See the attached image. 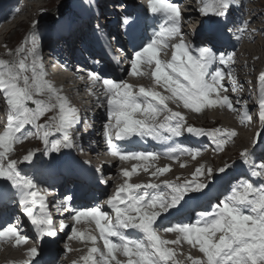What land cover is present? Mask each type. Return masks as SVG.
I'll return each mask as SVG.
<instances>
[{
  "label": "snow or ice",
  "instance_id": "obj_1",
  "mask_svg": "<svg viewBox=\"0 0 264 264\" xmlns=\"http://www.w3.org/2000/svg\"><path fill=\"white\" fill-rule=\"evenodd\" d=\"M231 6L232 0H212L211 3L205 0L201 12L205 16L226 18ZM147 8L153 14H163L164 26L155 34L151 42L130 55V75H146L140 70L141 63L147 65L154 63L155 69L151 75L155 84L170 94L165 96L159 91L144 86H140L136 92L133 90L136 86L126 81H116L97 72H90L89 78L94 82L102 80L104 86V99L110 118L109 123L105 124V136L110 151L121 160L148 161L157 158L155 152H128L117 146L109 131L113 128L116 129L115 139L121 141L138 135L141 138L151 137L166 142L173 137L179 138L186 132L196 136H207L215 144L216 149H221L228 142L227 138L237 134L235 130L219 127L205 130L192 125L185 127L184 116L180 112L172 111L167 101L182 102L184 108L194 110L196 113H200L204 107L219 106L240 114L239 98L234 104L226 94L228 86L222 83L227 75L233 93L241 88L231 71L235 62L234 54L221 52L216 47L215 41L222 33L208 35L199 46L187 42L181 28L184 13L178 2L147 0ZM248 23L249 21H242L243 27L239 30H247ZM173 38H178V42L171 44L172 58L170 61L162 62L158 58V51L161 47L167 49ZM9 51L11 54L12 50ZM15 52L18 54L16 60L0 59V100L8 109L7 125L0 126L2 129L0 130V178L9 181L11 188L15 190L14 193L20 195L24 215L38 233L42 236H55L59 230H64L69 225L61 219L57 229L47 210L46 197L35 190L36 184L33 179L18 170L16 160L8 159L6 164L4 161L8 158L12 146L29 135L41 139L46 151L50 148L54 152H59L61 148L74 147L75 141L71 132L81 122L82 117L76 108L67 106L66 97L58 96L60 101L58 115L49 116L40 123L46 112L57 110V105L49 103L45 106L43 101L34 99V95L45 91L58 95L54 85L43 79L44 66L39 62L42 40H38L36 34H33L30 42L26 38L25 44ZM102 71L101 69L98 72ZM258 81L260 91L264 93V71L259 74ZM222 88L225 94L220 95ZM30 104L38 107L31 108ZM258 108L256 118L261 125L260 132L254 135L252 148H245L241 153L244 158L242 162L250 163V175L255 178L264 177V156L258 157L254 151L260 143H264V98L260 99ZM162 111H167L168 115L164 122L156 124V117ZM137 113H141L144 118H135ZM253 118V114L247 111L245 103L241 123L250 125ZM28 125L34 126L32 131H27ZM56 134H61V138L50 140V137ZM200 151L199 148L192 149L185 146L178 149L170 148L165 154L177 160L184 154L195 159ZM34 155L32 152L27 153L23 156V161H33ZM137 167L133 166L131 170L122 169L126 179L118 186L115 194L105 201L114 213V220L108 212L102 211L99 205L82 210L65 209L73 213L71 219L74 222L81 220L94 222L99 237L103 240V250L92 247L89 255L83 258L86 264H113V261L115 264H125L116 259L117 252L128 257L126 264H179L174 258L173 248L168 245L178 244L181 240L187 241L192 247L198 245L199 251L203 254L204 259H194L192 264H264V183L254 186L248 179L241 178L239 182L231 185L229 194L223 201L213 206L210 212H200L196 223L178 222L162 228L167 233L178 234L175 240H166L158 234L160 230L157 224L158 218L166 219L164 214L169 213L170 209L180 212L183 209L181 202H186V197L195 199L203 195L209 183H199L195 178L182 183L171 181H162V184L130 183L128 178L136 173ZM229 167L225 165L217 171L223 173ZM144 171L148 172V167H144ZM169 171L170 166H164L151 171L150 175L157 177ZM203 172L202 167L197 168L194 176ZM208 175H213L212 169H208ZM179 180L180 178L177 177V181ZM162 185L169 190L167 195L161 191ZM7 194V191L0 187V201ZM66 199L71 202V197ZM19 228V224L7 225L0 231V238L13 237L16 245L19 246L27 240L26 236L20 234ZM125 229H137L142 236L133 238L125 234ZM72 234L80 239L85 235L74 226ZM112 237L118 238V242H114ZM88 239L95 244L97 237L89 235ZM36 251L33 247L29 249V254L35 256ZM24 264L28 262L25 261ZM73 264L77 262L74 261Z\"/></svg>",
  "mask_w": 264,
  "mask_h": 264
},
{
  "label": "bare ground",
  "instance_id": "obj_2",
  "mask_svg": "<svg viewBox=\"0 0 264 264\" xmlns=\"http://www.w3.org/2000/svg\"><path fill=\"white\" fill-rule=\"evenodd\" d=\"M36 1H37V3H36ZM44 1H46V0H41V1L40 0H18V4L20 5V10L18 12H16L15 20H13V18H12L11 23L8 24L6 27H3L4 30L0 32V59L9 60L11 58L9 51L3 49V47L5 48V45L8 42V40H6V38L4 40V37H6V35L8 33H10V30L12 28H14L15 25L17 27H22L24 25L23 21H25L26 19H28V20L26 21L25 25H27L29 22H31V20H33L32 16H36V18H37L38 16L36 15V12H40V9L45 8V5L43 4ZM89 1H92V0H89ZM179 1L184 3V8H186V9H184V11L186 12V14L184 13V11H183V13L186 15V17L188 19V21H187L188 25H186L184 23V21H182V25H181L182 31L185 34V40L187 42H189V40H190V43H192L193 45L199 46L201 44L202 40H204V37L201 36V32H202L201 27L205 23V18H208L211 15H207V16L203 15L201 12L202 8L199 6H196V5H199V2L201 3V2H205V1L204 0H169V2H179ZM242 1L244 2V4L242 7V11L239 13V15H240V21L239 22H237L235 20L236 12H235L234 8H230L229 12H228L230 19H231L228 28L229 29H231L232 27L236 28V32L232 33V37L230 39L229 44L216 45V47L219 48V50L221 52L234 54V56H235V62L232 65L231 71L233 72V75L236 77L241 88H239L235 93H233L232 91H231L232 93L227 91L226 94L228 96L229 95L232 96V97H230V96L229 97L232 99L234 104L236 103L237 99L239 98L240 106H241V107L239 106L240 107V114H238L237 112L234 111L236 114V115H234L231 113V112H233L232 110H229L226 107L221 108L219 106H216L214 108L204 107L201 109L200 113H196L194 110L184 108L182 102L167 101L168 107L172 111L180 112L184 116L185 122L188 121L189 123L194 122V124L198 123V124L204 125L207 122L210 123V122H215V121L216 122L223 121L224 124H227L231 128L235 129V132L237 133L235 135L236 136L235 139L237 142L236 148H232V147H230V145L227 146V143H226L222 146L221 149H216L215 145L213 143H211L210 141H207V139H206L205 143L203 144L204 150L201 151L200 154L195 157V159H193L190 155H185L182 158H180V156H179V159L177 160V159H172L169 155H166L165 153H167L170 148H177V149L180 148V137L179 138L173 137L169 141L161 142V141L154 140L151 137L141 138L138 135H133L132 137L121 141V140L115 139L116 129H114V128L110 129L109 131L113 135V142L117 146L122 147L125 150L130 149V148L136 149V145H137V143H139L137 141V139H140L143 141L147 140L151 143V145L148 146V148L146 149L147 150L146 152L157 153V158L154 160L150 159L148 161H138V160L133 159L132 162H130V166L127 162H124V160L120 159V161H117L114 166H117L119 169H117V174H113L114 177L111 180L112 184H110L109 186H108V183L105 184V186L106 187L108 186L109 188L113 187L115 184V186H114L115 190L109 189V194L106 196V194H105L106 189H103L100 187L96 188L95 185H91L89 190L95 195V197L91 200V202L89 204H84L83 198L78 199L81 192L84 190L85 183H86V181L81 178L80 172H78L76 169H74L73 170L74 176L72 178L66 180V179H64V174L61 172L60 167L52 168L51 171H53L55 169H57L59 171V175H58L59 179L57 180V182L54 186L60 187V193L61 194L68 191L67 197H71L70 204L72 205V207H76L77 209L82 210L85 208H90V207L99 205V206H101L102 211L108 212L109 215L112 216L113 220H114V213L111 211L110 207L105 204V201L110 196H113L115 194V191L118 188V186L120 184H122L124 182V180L126 179L122 174V169L127 168V169L131 170L133 166H138L136 173H134L130 178H128L130 183H141V184H143V183L152 182V183L162 184V181H171L173 183H177V182L182 183L185 180L191 181L194 178L199 183H206L207 178H209V181L212 178L211 175H208V169H212V171H214L217 163H221V165L224 164V162H222L224 157H226L224 160H226L227 158L230 157L229 158V161H230L231 159H234L233 157L236 156L239 152H241V150L243 151V149H245L249 146H252V139H250L251 138L250 127H253V125H252V123H250V125L248 123H241V117L243 115L245 103L247 105V111L249 113H251V108H253L252 110H256V111L259 110L258 104H259L260 99L264 98V93H261V91L259 89L260 86L253 90L255 93H252L253 91H252V88H250V83L245 82L243 76L244 75H254L256 78H258V76H259V71H258L259 69L258 68L261 69V67L264 66L263 62L258 61V58H256L255 51L251 48V46L255 45L257 39L256 40H254V39L257 37L258 34L260 35V38H263L264 27L262 29H258V28L252 29L251 27H249L247 25V30H239V29H241L243 27L242 21H245V20L249 21L248 19H250V18H251V20L254 19V21H255V19L259 18V17L252 16V14L257 15V13H259L260 15H258V16L264 17L262 15L264 7L260 6L258 4L255 5L253 3L250 4L251 6L249 4L246 5L245 0H242ZM38 2H41V4L38 5ZM211 2H212V0L208 1V3H211ZM261 4L264 5L263 3H261ZM14 5L15 4L4 2V5L2 7H0V13H3L4 11H6L10 8H13ZM82 5L84 6V3H82ZM139 5H140V3H139ZM117 6H119L120 8L117 10L112 9V11L114 13L112 15V19L115 20L116 25H117V21L119 19V14L120 13L124 14L123 21L121 24L123 25V29L127 35L129 45L133 49H132V52H129L128 57H125L120 61L118 66L111 67L109 69V73L105 74V76H107V78H111V79L116 80V81H126L129 84L135 85L136 87L133 90L136 92H138V89L140 86H144L146 88H151L153 90L159 91V92H161V94H163L165 96L169 95L170 93L166 92L164 90V88L157 86L155 84L154 78L151 75L152 71H154V69H155L154 63L152 65H147L143 62L141 63L140 70L142 72L146 73V75H143V76L130 75L131 70L129 67L130 59H131L130 55L133 52H135V51L141 49L142 47L146 46L149 42H151V40H153L155 38V34L159 33L161 31L162 27L164 26L163 14L162 13L157 14L156 18L153 21H150L149 17L151 16V14H148L146 11H139L137 9L138 4H137L136 0H132V1L131 0H123L122 2H118V3L116 2V7ZM250 7H252V8H250ZM253 8H255L256 10ZM119 10H120V12H119ZM33 12H35V13H33ZM196 15L200 16L201 19H198V17ZM245 15H248V17H247L248 19H246ZM198 20H200L202 22V24L197 27L196 21H198ZM35 22H36L35 24L39 23L38 20H36ZM61 26H62V24H58L56 29H51L50 31H44V32L36 34L37 39L42 40V54L39 57L40 63L44 64L46 62V53L44 51V47L47 49L48 46L56 44L58 42L57 39L59 40L60 38H62L60 35V32H59V28H61ZM257 26L259 27L260 25H257ZM28 29H30V27H28ZM117 31L120 32V29L117 28ZM196 32H199V34ZM53 34L56 35L57 39H54ZM15 37L16 36H14V35L10 36L9 41L14 40ZM45 40H48V43L44 42ZM192 40H194V41H192ZM176 42H178V38H173L170 41L169 47L167 49H164L163 47H161V49L158 51V58L161 59L162 62H166V61L171 60L172 55H173V49L171 47V44L176 43ZM259 43H261V42H259ZM259 43L257 44L258 46H260ZM125 48L128 49L127 45H125ZM250 48L252 49V51L250 50ZM242 54L244 55V58H241ZM252 59H255V60L251 64L250 61ZM124 61H126V62H124ZM214 68H215V66L212 69L213 71H214ZM123 70H125L126 73L124 72V74H123ZM225 71H227V69H225ZM47 77L44 76L43 79L54 85V82ZM251 79H253V78H251ZM66 81L69 82L67 79H66ZM222 83L224 85L228 86V89L230 88V90H231V87H230L231 81L227 77V75H225ZM245 83H246V85H245ZM252 83L254 84L253 86H255L258 83V81L255 80ZM96 84H97L98 90L101 92L100 93L101 99H99L98 101L102 105L103 111H104V113H103L104 115L100 120L99 132H100V134L104 135L105 147L107 148L108 143H107V138L105 136V124L109 123L110 118H109L108 113H107L106 99H104V92H103L104 86H103L102 80L99 82H96ZM54 87L56 88L55 85H54ZM76 89H77V91L80 92L78 87ZM222 91L224 92L223 88L220 90V95H223ZM57 94L58 95L49 94L47 91H45L43 93H37L34 95V99H39V100L43 101L45 106H47L49 103H53V104L57 105L56 111L46 112L47 118L49 116H52V115H58V105L60 102L58 99V96L67 98V101H68L67 106H70V107L74 106L73 103L75 102L76 99H74L73 97H75L76 92H75V89L71 88L70 84H68V87L65 91L64 90L57 91ZM253 96H254V98H253ZM255 97H258V99ZM213 98H215V95L213 96ZM248 100H250L251 102H249ZM0 106L7 108L4 105L2 100H0ZM29 107L33 108L34 104H30ZM36 107H37V105H36ZM7 111H8V109H7ZM0 112H1V108H0ZM257 114L258 113L256 112V113H254L255 116H253L254 117L253 119L255 121L257 119L256 118ZM167 115H168L167 111L160 112L158 114V116L156 117L155 123L159 124L161 122H164V119ZM7 116H8V112H7L6 116H1L0 126H6L7 125ZM135 118L143 119L144 117L141 113H137V114H135ZM3 120L5 121L4 124H3ZM112 122L114 123V121H112ZM227 125H223V126H227ZM26 129H27V131L33 130L32 126H30V125L26 126ZM248 129H249V131H248ZM0 130H2V129H0ZM165 135H169V134L165 133ZM27 137H28L29 141H34V140H37L40 142L42 141L41 139H38L35 136L29 135ZM60 138H61V134H56L55 136L50 137V140H57ZM23 139H25V138L20 139L17 143H19ZM195 141L197 142V140H195ZM17 143H15L13 146H16ZM28 143H29V145H27V147L25 148L24 153H23L25 155L28 152L33 150V148H31V147H33V144L31 142H28ZM237 145H239L238 146L239 148L237 147ZM61 150H62L61 152H63V154H67L69 159H71L73 157L71 154L74 151L73 147L61 148ZM42 152H43V154H41L42 156H46V155H50V154L54 153V151H52L50 148L48 151H46L44 149V150H42ZM216 153H218V154H216ZM11 155L13 156V153ZM239 156H241V154L238 155V157ZM109 160H110L109 158H106L107 162ZM182 164L185 166L181 167ZM164 166H170V171L167 173H164L162 175H158L157 177H152L150 175L151 171H154L157 168L164 167ZM144 167H148L149 171L145 172ZM201 167L204 169L203 174H200L198 176H194L196 169L201 168ZM114 170L116 172V167H113V172H114ZM50 172H49V175H50ZM246 172H247V169L245 168V166L241 165L237 170V174L231 176L230 180L235 179V178L240 179V178H242L243 175L247 174ZM21 173L23 175H26L24 172H21ZM26 176H28V175H26ZM29 177H31L35 183V181L39 177V172L37 170H34V174L32 176H29ZM177 177L180 178L179 181H177ZM2 179L3 178H0V181ZM251 179L254 180L255 177H251ZM35 184H36L35 190L38 191L42 195V190L37 188V187H39L38 183H35ZM253 184L255 186V183H253ZM0 187H3L7 191V193H8L7 196H13L15 194L14 193L15 190H13L11 188L10 182H9V186H8L3 181V184ZM161 191L165 192L166 195L169 192V190L164 188L163 185L161 186ZM16 195H19V194L16 193ZM105 196H106V199H104ZM11 201H12V199H9L8 203ZM53 207H56V206L52 205V208ZM171 210L172 209L169 210V213H165L164 217L169 215ZM211 210L212 209H209L208 211L210 212ZM36 211L37 212L39 211L38 207H37ZM245 212H247V210H245ZM70 214H73V213H70ZM18 216H19V219L24 221L25 215H24L23 210L19 211ZM92 223L95 225L94 222H92ZM190 223L194 224V223H196V221L195 222L191 221ZM157 224H158V226H160V230L158 231V234L162 238H164L166 240H175L176 239V237L178 235L177 233H167V232L162 230V228L167 227V226H165V222H164L163 218L162 219L158 218ZM6 226L7 225L1 226L0 231H2L3 228ZM73 226L76 227L79 232H82L85 234L84 238L80 239L78 237H74L72 234V228H70L65 233V235L61 238V239H63V243L67 244V248L69 250L62 254L63 257H61V259L55 260L50 264H73L74 261L77 262V264H86V262L83 258L89 255L90 249L92 247H98L99 248L97 240H99L100 237H99V231L96 228V226H95V231H93L91 229L88 230V228L91 225L89 222H87L85 220H81L80 222H76V224H72V227ZM87 231L90 232L91 234H93V236L97 237L95 244H93V242L88 239V236L90 234ZM124 231H125L126 235H130L133 238H139L140 236H142V233H140L139 230H137V229H125ZM19 232L22 235L23 234L27 235L26 236L27 237L26 242L20 244L19 246L16 245L15 238H13V237L0 238V262H3L7 259H10L11 260V261H9L10 264H24L23 260L27 258L28 264H32V261L34 260V258L41 257L43 254H45L47 256L50 254H53V253L57 254L62 249V246L60 248V244H59V241L61 239H58V241L56 242V245H54L52 238L50 236H47V235L42 236L38 233V231L34 232L33 225L23 224L21 229H19ZM70 237H72V238L70 239ZM111 239H113L114 242H118V238H116V237H112ZM33 247H35L37 250L36 255L29 258L30 257L29 256V249H31ZM168 247L173 248L174 253H175L174 258L176 261L179 262V264H184L185 260L192 262V260H194L196 258L197 254L200 253L198 245L196 247H192L185 240H181L180 243H178V244H170V245H168ZM102 250H103V248H102ZM93 255H96V254H93ZM115 255H116V259L121 260V261L125 262V264H126L128 257H125L120 252H117ZM189 257H191V259H189ZM97 259H98V256H97ZM199 259H202V258H199ZM113 264H115V261H113Z\"/></svg>",
  "mask_w": 264,
  "mask_h": 264
},
{
  "label": "rangeland",
  "instance_id": "obj_3",
  "mask_svg": "<svg viewBox=\"0 0 264 264\" xmlns=\"http://www.w3.org/2000/svg\"><path fill=\"white\" fill-rule=\"evenodd\" d=\"M0 1H5V0H0ZM41 1V0H40ZM64 1V2H63ZM132 1V0H131ZM137 1V0H136ZM205 1V0H204ZM209 0H206V2H208ZM116 0H113V2H112V9H114V10H117V8H116ZM36 3H37V1H36ZM118 3V2H117ZM203 3L204 2H199V5H196V6H199V7H201V8H203ZM237 3V2H236ZM255 4V5H260V6H263L264 7V5H262L261 3H263L264 4V0H245V4L247 5V4ZM39 4H41V2H38V5ZM44 5H45V8H42V9H40V12H36V15L38 16L37 18H36V16H32L33 17V20H31V22H29L27 25H25V23H26V21L28 20V19H26L25 21H23V26L22 27H17L16 25H15V27L14 28H12L11 30H10V33H8L7 35H6V37H4V40H5V38H6V40H8V42L6 43V45H5V48L3 47V49L4 50H7V51H9V50H12V53L10 54V59L8 60V61H12V60H16V59H18V54L15 52V50L17 49V48H19V47H21V46H23L24 44H25V41H26V38L30 41V38H31V36L33 35V34H38V33H41V32H43V31H50L51 29H56L57 28V26H58V24L60 23V22H65V21H67L68 19H70L71 17H72V14L73 13H76L77 15H78V12L77 11H75V9H74V7H73V0H46V1H44V3H43ZM238 4L239 5H243L244 4V2L242 1V0H238ZM48 5V6H47ZM251 6V5H250ZM55 8V11L57 12L56 13V15H57V17L56 18H52V16H51V14H50V10H53ZM120 8V7H119ZM250 8H252V7H250ZM184 9H186V8H184ZM253 9H255V8H253ZM256 10V9H255ZM229 11V10H228ZM263 12H264V8H263ZM33 13H35V12H33ZM66 13V14H65ZM64 14V15H63ZM258 15H260L259 13H257V15H254V14H252V16H254V17H259L258 19H255V21H254V19L253 20H251V18L250 19H248L247 17H248V15H245V17H246V19H248L249 20V23H248V25H249V27H251L252 29H255V28H258V29H262L263 27H264V17H262V16H258ZM197 17H198V19H201L200 18V16H198V15H196ZM214 15H211L210 17H208L207 18V20H210L211 19V21L213 20V17ZM263 16H264V14H263ZM47 17V19H45ZM32 19V18H31ZM54 19V20H53ZM36 20H38L39 21V23H37V24H35V27H33V24H34V22L36 21ZM43 20V21H42ZM44 20H53V22L52 23H46V22H44ZM201 21L200 20H198V21H196V26L198 27V26H200L201 24H202V22L200 23ZM256 22V23H255ZM259 22V23H258ZM256 25H254V24ZM257 25H260L259 27L257 26ZM195 26V27H196ZM28 27H30V29H28ZM196 27V28H197ZM28 29V30H27ZM196 30V29H195ZM202 31V30H201ZM259 31V30H258ZM196 33H198L199 34V32H196ZM258 33V32H257ZM12 35H14V36H16L15 38H14V40H12V41H9V38H10V36H12ZM54 35V34H53ZM194 39V38H193ZM257 39V41H256V43H255V45H253V46H251V48L255 51V53H256V58H258V61H261V62H263L264 63V35H263V38H260V35L258 34L257 35V37L254 39V40H256ZM261 39V40H260ZM3 40V39H2ZM57 41L59 42L60 40H58L57 39ZM192 41H194V40H192ZM44 42H46V43H48V40H45ZM57 42V43H58ZM259 42H261V43H259ZM189 43H190V40H189ZM260 44V46H258L257 44ZM15 45V46H14ZM20 45V46H19ZM258 46V47H257ZM8 48V49H7ZM250 48V50L252 51V49ZM44 51L46 52V48L44 47ZM9 53H10V51H9ZM248 56V55H247ZM241 58H244V55L242 54V56H241ZM5 60H7V59H5ZM254 60L255 59H252L250 62H251V64L254 62ZM124 62H126V61H124ZM264 65V64H263ZM253 68V67H252ZM264 66H262L261 67V69L260 68H258L259 70V74L262 72V71H264ZM124 72H125V70H123V74H124ZM126 73V72H125ZM251 76V78H253V79H250L247 83H250V88H252V91L254 90V89H256L257 87H259L260 85H259V81H258V78H256L254 75H250ZM245 77H248V76H246L245 75ZM255 80H257L258 81V83L255 85V86H253L254 84L252 83L253 81H255ZM252 84V85H251ZM259 89H260V87H259ZM228 92H230V93H232L231 91L232 90H230V88L227 90ZM222 93L224 94V92L222 91ZM252 93H255L254 91L252 92ZM251 93V94H252ZM230 97H232L231 95H229ZM253 98H254V96H253ZM255 98H257L258 99V97H255ZM235 99V98H234ZM249 102H251L250 100H248ZM38 107V106H37ZM241 107V106H240ZM33 108H36V105L33 107ZM253 108H251V113L253 114V116H255L254 115V113H258L259 112V110L258 111H256V110H252ZM2 110L4 111V112H6L7 111V108H5V107H3L2 108ZM232 114H234V115H236L235 114V112L233 111V112H231ZM258 115V114H257ZM47 113L45 114V116L44 117H42L41 118V120H40V123H43L44 122V120H46L47 119ZM0 120H1V118H0ZM187 122V123H186ZM185 122V127L187 126V125H192V126H195V127H197V128H203V129H205V130H208V129H213V128H217V127H219V128H222V129H231V130H235V129H233V128H231L229 125H227V124H224L223 123V121H221V122H207L206 124H198V123H195L194 124V122H188V121H186ZM5 123V121L3 120V124ZM251 123H252V125H253V127H250V135H251V138L250 139H253V137H254V135L256 134V133H258V132H260V129H261V125H260V123H259V121H258V119H256V121L253 119L252 121H251ZM223 125H227V126H223ZM31 126V125H30ZM236 126V125H235ZM34 126H32V128H33ZM248 131H249V129H248ZM188 134V133H187ZM188 135H192V134H188ZM194 135V137H195V139L197 140V142H196V144L195 145H192V144H189V143H187V138H186V132L184 133V135H182L181 137H180V148L181 147H185V146H187V147H190V148H192V149H197V148H199V149H201V151H203L204 150V148H203V144L205 143V140L207 139V141H210L209 140V138L207 137V136H196L195 134H193ZM236 136H234V137H229V138H227V140H228V142H227V146H229L230 145V147H232V148H236ZM192 140H194V139H191V141ZM74 141H75V146L73 147L74 148V150L75 151H78L77 150V148H76V143H77V141H78V138H77V136L74 138ZM28 142H31L32 144H33V147H31V148H33V150L32 151H30V152H32V153H34L35 155H34V158H33V161H31V162H24L23 161V156L25 155V154H23L24 153V150H25V148L27 147V145H29V143ZM211 143H213L212 141H210ZM214 144V143H213ZM232 144V145H231ZM215 145V144H214ZM239 145H237V147H238ZM239 148V147H238ZM45 149V145H44V143H43V141H37V140H34V141H29L28 140V137L27 138H25V139H23L22 141H20L19 143H17V145L16 146H12V150L10 151V153H9V155H8V158H6L5 159V161H4V163L6 164L7 163V160L8 159H12V160H17V168H18V170L20 171V172H24L26 175H28V176H32L33 174H34V170H37L38 172H40V169H41V163H43L44 161H47L48 163H53V164H55V163H61L62 161H64L65 160V158L67 157V154H63V152H61V151H59V152H54L53 154H50V155H46V156H42L41 154H43V152H42V150H44ZM35 151V152H34ZM38 151V152H37ZM200 151V152H201ZM13 153V156L11 155ZM29 153V152H28ZM242 153V150H241V152H239L236 156H234L233 158L234 159H231L230 161H229V158H227L226 160H224L226 157H224L223 158V160H222V162H224V164L223 165H221V163H217L216 164V167H215V169H214V171H213V175H211L212 176V178H211V180L209 181V178H207V180H206V184L207 183H209V187L208 188H206L205 190H204V192H203V194H205L209 189H211L212 188V186H213V183H214V180L215 179H217L222 173H219L217 170L219 169V168H221V167H224L225 165H229L230 167L228 168V169H235V168H238L239 167V164H244L242 161H243V157L242 156H239L238 157V155H240ZM216 154H218V153H216ZM185 155H188V154H184V155H181L180 156V158H182V157H184ZM216 157V156H215ZM226 161V162H225ZM35 162V163H34ZM228 163V164H227ZM221 166V167H220ZM114 167H116V172H115V170H114V174H117V169H119L117 166H114ZM228 169H226V170H228ZM217 175H216V174ZM41 178V177H40ZM39 178V179H40ZM38 180V179H37ZM1 181H7V180H5V179H2ZM200 196V195H199ZM199 196H197L195 199H188L187 197L185 198V201L186 202H184V201H182L181 203L183 204V208H185V207H187V206H189V204H193V203H195L197 200V198L199 197ZM178 208L180 207L179 205L177 206ZM94 233V232H93ZM59 244H60V248H61V246H62V249L56 254L57 255V257H56V259L55 260H58V259H61V257H63V253H65V252H67L69 249L67 248V244H65V243H63V239H61L60 241H59ZM66 248V249H65ZM200 254V255H199ZM29 258H31L32 256L29 254ZM199 259V258H202V259H204V257H203V254L200 252V253H198L197 254V256H196V258L195 259ZM40 259V257H36V258H34V262H36L37 260H39ZM9 261H11L10 259H9ZM32 261V263H34ZM9 263V262H8ZM10 264V263H9ZM184 264H192V262H189V261H187V260H185V262H184Z\"/></svg>",
  "mask_w": 264,
  "mask_h": 264
},
{
  "label": "trees",
  "instance_id": "obj_4",
  "mask_svg": "<svg viewBox=\"0 0 264 264\" xmlns=\"http://www.w3.org/2000/svg\"><path fill=\"white\" fill-rule=\"evenodd\" d=\"M56 13L57 12L55 11V8L53 10H50V14H51L52 18H56L57 17Z\"/></svg>",
  "mask_w": 264,
  "mask_h": 264
}]
</instances>
